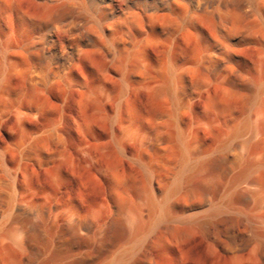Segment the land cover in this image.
Masks as SVG:
<instances>
[{
	"label": "bare ground",
	"instance_id": "obj_1",
	"mask_svg": "<svg viewBox=\"0 0 264 264\" xmlns=\"http://www.w3.org/2000/svg\"><path fill=\"white\" fill-rule=\"evenodd\" d=\"M0 264H264V0H0Z\"/></svg>",
	"mask_w": 264,
	"mask_h": 264
}]
</instances>
